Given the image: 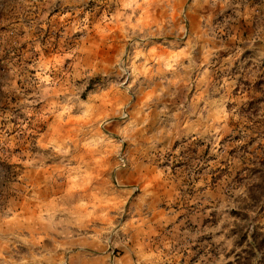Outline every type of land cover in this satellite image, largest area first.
Returning <instances> with one entry per match:
<instances>
[{
    "label": "clouds",
    "instance_id": "obj_1",
    "mask_svg": "<svg viewBox=\"0 0 264 264\" xmlns=\"http://www.w3.org/2000/svg\"><path fill=\"white\" fill-rule=\"evenodd\" d=\"M264 0H0V264H264Z\"/></svg>",
    "mask_w": 264,
    "mask_h": 264
},
{
    "label": "rangeland",
    "instance_id": "obj_2",
    "mask_svg": "<svg viewBox=\"0 0 264 264\" xmlns=\"http://www.w3.org/2000/svg\"><path fill=\"white\" fill-rule=\"evenodd\" d=\"M258 96H264V92H259V93H258ZM257 243H258V244H262V243H264V237L258 238V239H257Z\"/></svg>",
    "mask_w": 264,
    "mask_h": 264
}]
</instances>
